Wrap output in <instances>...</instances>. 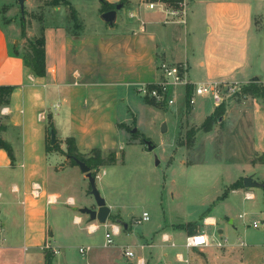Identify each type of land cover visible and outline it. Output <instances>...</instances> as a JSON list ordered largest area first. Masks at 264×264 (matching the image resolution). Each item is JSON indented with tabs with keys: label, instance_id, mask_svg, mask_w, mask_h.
Returning <instances> with one entry per match:
<instances>
[{
	"label": "crops",
	"instance_id": "obj_1",
	"mask_svg": "<svg viewBox=\"0 0 264 264\" xmlns=\"http://www.w3.org/2000/svg\"><path fill=\"white\" fill-rule=\"evenodd\" d=\"M105 1L111 5L125 1L123 5L129 7V15L118 26L116 21L110 28L114 30L106 35L99 36L101 34L96 31L89 33L85 21L82 27L80 24V31L75 32L68 31L63 25L45 27L47 75L42 78L34 76L22 56L16 54L4 26L0 23V86L15 88L9 105L4 107L8 108V113L3 117L14 129L20 131L22 138V152L19 160L15 154L16 162H12L4 149L0 150V169H23L22 181L14 182L10 186L14 199H7L6 202L9 215L6 217L8 219L4 223V229L8 228L12 237L3 240L0 238V264H44L47 252L53 256L59 255L61 248L65 247L53 245L51 240L53 233L48 223V209L59 204L64 195L49 191L45 162L48 154L54 151L47 146L49 131L38 127L39 123L49 118L56 136L58 131L61 134V139L57 140L61 142L63 151L64 144L69 139L75 140L80 154L92 150L122 149L118 147L121 136L119 126L125 122L120 121L119 105L129 99L131 89L141 94V85L157 82L158 67L162 62L185 63L188 66L189 79L194 84H245L255 78L264 83V75L252 77L251 74L252 65L260 67L263 58L264 0H181L186 8L183 22L178 19L167 21L163 13L150 9L147 1L145 6H142L140 0ZM102 9L101 3L98 11L102 12ZM163 19L166 20V25L160 24ZM262 70L264 74V69ZM116 84L118 88L111 89ZM232 103L222 117L223 123L225 124L227 118L229 122L237 121L240 125L250 120L254 122V143L250 144L252 162L253 166L264 164L254 162L256 158H264V105L257 101L249 107L246 106L247 103ZM59 105L65 106L64 112L63 108L62 112H58ZM234 112H237L236 116ZM41 114H44L45 119L40 120ZM212 131L213 129L210 132ZM36 141L42 145L40 148L36 147ZM100 169L96 171L97 180H102L106 174V171L101 174ZM40 178L45 180L43 184L38 181ZM240 180L230 184V194L236 195L244 190V199L253 202L250 205V215L255 214L258 219H262L252 220L247 226L249 228H245L248 242L242 237L238 238V243L230 242V230L227 227L220 228L218 217L211 215V210H208L201 216L203 225L195 222L201 228L197 230L196 227V234L191 235L210 236L206 233V228H217V234L228 240L226 247L210 246L187 250L185 241L191 235L181 228L173 227V231L159 233L158 244L154 240H144L106 246L105 239L98 248L93 245L81 247L88 248L84 255L90 253L86 264H133L124 260L123 251L126 247L139 249L138 253L148 263L154 258L153 250L157 249V254L165 264H185L177 259L178 254L190 258L193 264H264V208L260 202L263 192L247 190L246 187L231 189ZM34 183L43 187L44 195L38 200L30 195ZM15 187L20 192H14ZM247 194L252 195V198L248 199ZM0 195L2 200V193ZM25 195L28 199L26 206L22 204ZM227 195L221 198H226ZM48 196L57 198L56 203H48ZM63 201L72 207V211L78 213L74 210L77 207L75 197L68 195ZM16 205L18 214L13 210ZM247 215L249 214L245 213L240 217L245 219ZM76 218L79 216H74L76 225H83L86 221L80 217L83 224H77ZM255 221L262 224L258 229L253 228H262L259 235L252 233V224ZM89 224L94 223H86L83 230L88 234H95L97 231L92 233L88 230ZM163 235H167L176 246L164 243ZM239 240H244L247 246H240ZM143 244H150V247L141 250L140 246ZM46 245H50L52 250L46 249ZM53 250H58L59 253L55 254ZM56 264L75 263L64 260Z\"/></svg>",
	"mask_w": 264,
	"mask_h": 264
},
{
	"label": "rangeland",
	"instance_id": "obj_2",
	"mask_svg": "<svg viewBox=\"0 0 264 264\" xmlns=\"http://www.w3.org/2000/svg\"><path fill=\"white\" fill-rule=\"evenodd\" d=\"M66 1L70 2L71 6L66 2L55 4V0H27L23 15L18 0H0V23L10 38L11 47L22 54L27 53L30 44L36 42L45 27L49 25H63L70 32L80 31L72 19V9L79 12V14L77 12L79 24L82 27L85 21L89 27V33L96 31L97 34H101L99 36H102L114 30L101 19L102 12L98 11V6H101L99 0ZM140 1L144 4L142 6H145L146 1L152 0ZM128 8L126 5L118 11L117 26L129 15ZM165 21L160 20V24H165ZM262 45L264 49V43ZM260 67L252 65V77L264 75L262 70L264 69V52ZM250 82L239 84L238 91L225 100L226 113L232 102L234 105L247 103L248 107L254 101L264 105V100L254 99L244 93V89ZM117 88L118 84L111 89ZM179 91L180 96L175 105L160 107L150 104L146 97L135 90H130L129 99L121 103L118 109L120 121L125 122L119 126L121 136L118 147L122 149L92 150L89 153L80 154L77 146V149H72V144L67 141L63 151L59 141H57L58 149L51 148L53 145L48 132L47 146L54 152L48 154L45 162L46 181H48L50 192H61L64 195V199L59 204L48 209V223L53 233L52 243L58 247L65 246L61 248V254L53 256L52 264L64 260L75 264H86L90 253L83 256L80 248L88 245L98 248L106 239L105 225L100 224L95 234H88L86 230H83L86 223H99L90 221L87 215L72 211V207L63 201L68 195H72L77 201V207L98 208L90 192L88 178L78 165L70 164L72 162L67 155L70 150L80 159L114 161L113 165L100 169L101 174L103 171H106V174L103 175L102 180H97V187L112 210L109 222H117L123 229L121 236L113 238L114 243L111 246L144 240H154L155 244H158L159 233L165 230L173 231V227L181 228L190 235L196 234V231L187 228V225L195 222L203 225L201 216L208 210H211L209 212L211 215L218 217L220 228L227 227L230 230V242H237L239 237L249 241V238L245 237L244 230L249 228L247 226L252 220L258 219L255 214L249 213L252 211L250 205H253V202L244 199V190L236 195L230 194V184L251 176L260 183L264 182V164L253 166L252 162L253 152L250 144L254 143V122L250 120L240 125L237 121L229 122L227 118L224 124V118H222L216 120L213 131L207 133L204 123L215 114L214 110L217 108L213 100L208 97H198L197 103L188 107L184 88H180ZM58 104L62 105L61 102ZM105 106L106 103L103 104V108ZM64 107H58V112H62L61 108L64 112ZM3 109L4 107L0 108V139L11 146L14 157L16 154L19 160L22 152L20 131L14 129L8 120H5ZM110 113L109 111V115ZM236 115L237 112L234 116ZM49 121L48 118L45 122L39 123L38 127L49 131L51 126ZM164 124L167 125L165 132H163ZM133 128H138V132L132 133ZM57 129L59 130V127ZM57 136V139H61L59 131ZM143 138L152 141L156 146L153 152L148 151ZM41 146L40 142L36 141V147ZM254 162L264 163V158H256ZM22 179L23 169L21 168L0 169V193H2L0 238L2 240L12 237L8 228L4 229V223L8 219L6 217L9 215L7 199H14L10 186ZM38 181L42 184L45 182L41 178ZM245 189L263 192V199L260 202L264 208V189ZM224 194L228 195L226 198H221ZM13 210L18 214L17 205ZM144 212L149 213L150 220L139 223ZM245 213L249 215L245 219L241 218L240 215ZM75 215L86 220L83 225L74 223ZM120 222L128 224L129 229L126 230ZM198 223L197 230L201 228ZM252 230V233L259 235L262 228L256 230L252 227ZM217 232V228H206V233L210 236L224 240V237H220ZM158 252L157 249L153 250L154 258L148 264L166 263L157 254ZM124 260L127 261L125 258Z\"/></svg>",
	"mask_w": 264,
	"mask_h": 264
},
{
	"label": "built area",
	"instance_id": "obj_3",
	"mask_svg": "<svg viewBox=\"0 0 264 264\" xmlns=\"http://www.w3.org/2000/svg\"><path fill=\"white\" fill-rule=\"evenodd\" d=\"M148 7L152 10L157 9L161 13H163L167 21L178 19L179 21H184L186 15V8L185 6L180 3L179 8H172L170 7L165 1L163 0H152L148 2ZM133 16V15H132ZM159 79L157 82L152 84H144L141 85L139 88L140 93L149 99L155 100L157 104H163L172 106L175 105L177 102L178 97L180 96V88H184V92L186 93V88L191 85L193 88L192 96L189 100V104L191 106L197 103L198 97H208L211 98L214 102L215 107H219L225 103V100L230 98L234 93L238 91L240 88L238 83H230V82H206V83H198L194 84L190 81L188 76V66L185 63L180 64H172L168 62H162L159 67ZM186 97V96H185ZM3 114L8 113V108H4L2 110ZM40 120L45 119L44 114H41ZM14 192H20L18 187L13 189ZM30 195L33 199L38 200L44 195L43 187L39 183H34L32 185ZM48 203L53 204L56 203L57 198H53L48 196ZM247 198L251 199L252 195L247 194ZM1 200V195H0ZM70 203H73L72 199H69ZM23 205L28 204V199L25 195L24 200L22 202ZM243 218V216H241ZM150 220V215L148 212H144L142 218L139 220L141 222H147ZM75 222L77 224H83L82 219L76 218ZM262 224L258 221L253 222V228H260ZM107 228L105 238H106V246H111L114 243L113 238L115 236H120L123 233V229L120 224L112 223L110 224L107 222L105 224ZM88 230L92 233L96 232L100 228V224H89L87 226ZM162 241L164 243H170L173 247L176 246L174 242H171V239L167 235L162 236ZM1 243V239H0ZM228 245V240H217L211 238L206 234H197L191 235L186 238L185 241V248L187 250H191L194 248H201V247H210L216 246L219 248L226 247ZM239 245L242 247L247 246L244 240H239ZM150 247V244H143L140 246L141 250H146ZM46 249L52 250L50 245H46ZM88 248H80L81 254H85ZM137 248L134 247H126L123 251V256L128 261L132 262L133 264H148L147 259L138 253ZM55 254H58V250H53ZM177 259L180 262L185 264H193L190 258H186L183 254H178Z\"/></svg>",
	"mask_w": 264,
	"mask_h": 264
},
{
	"label": "trees",
	"instance_id": "obj_4",
	"mask_svg": "<svg viewBox=\"0 0 264 264\" xmlns=\"http://www.w3.org/2000/svg\"><path fill=\"white\" fill-rule=\"evenodd\" d=\"M165 1L170 7L172 8H179L180 7V3L181 0H163ZM59 2H66L67 5H70V2L68 1H64V0H55V4H58ZM100 2L102 3L103 6V10L102 13L105 11H109L112 9H115L117 5H111L108 2H106L105 0H100ZM122 4H125V1H122ZM72 19L75 22V26L76 27H80L79 24V20L77 18V12L76 10L72 9ZM45 44H46V39H45V29L42 32L41 37L34 42L33 44L31 43L29 46V51H27V53H20L17 49H15L16 54L19 56H22V58L24 59L25 65L30 69L31 73L39 78L42 77H46L47 75V67H46V49H45ZM15 88L14 87H10V86H0V108L1 107H6L9 105L10 103V99L12 96V93L14 92ZM193 93V88L191 85H189L186 88V104L189 107V100L192 96ZM244 93L247 96H252L254 99H262L264 100V83L261 82V80L259 79L258 81L255 80H251L250 84L244 89ZM146 100L155 106H164L163 104H157L155 102V100L146 98ZM226 113V106L225 104H222L221 106L217 107L215 110V114L211 115V117L209 119L206 120V122L204 123V129L205 131L208 133L213 129V124L216 120L221 119ZM53 129V126H50V129ZM68 142H70L72 144V149L76 148V143L73 139H69ZM58 144L56 143L55 145L51 146V148H55L58 149ZM6 150L9 154V157L11 158L12 162H15V157L12 151L11 146L6 143L4 140L0 139V150ZM77 149V148H76ZM98 151V150H97ZM67 155H71V162L74 165H77L75 158H79V156L76 155L75 152L73 151H69L67 153ZM84 162H86L93 170L94 175H96V171L98 172L99 169L101 167H106L109 165H113L114 161L111 160L110 162H103L100 159L99 160H95L93 158L91 159H80ZM243 180V179H242ZM240 181H238L237 183H235L231 189H237L240 187H245L244 186V181L242 183ZM226 194H224L223 197H225ZM196 227H197V223H190L187 225V228L196 231ZM52 259H53V255L49 252L46 253V264H52Z\"/></svg>",
	"mask_w": 264,
	"mask_h": 264
},
{
	"label": "water",
	"instance_id": "obj_5",
	"mask_svg": "<svg viewBox=\"0 0 264 264\" xmlns=\"http://www.w3.org/2000/svg\"><path fill=\"white\" fill-rule=\"evenodd\" d=\"M27 0H18L20 7H21V13L24 15L25 14V5H26ZM123 4H118L115 9L109 10L104 12L101 15V19L109 24L110 26H114V24L117 21V15L118 11L123 8ZM255 81H258L259 78L253 79ZM222 119V118H221ZM167 130V125H163V132ZM138 128H133L132 133H137ZM50 137H51V144L55 145L57 143V136L56 132L54 129L49 130ZM147 146H148V151L153 152L156 149V146L152 143V141H147ZM75 161L77 165L80 167L81 171L86 175L90 182V187H91V194L94 196L96 200V204L98 206L97 209H91L88 207L84 208H78L75 207L74 210L77 211L78 213H81L83 215L89 216L90 221L92 222H98L101 225L107 224L110 215H111V207L107 204L106 199L102 196L100 190L97 187V176L94 175V172L92 168L84 161L75 158ZM159 164V162H157ZM244 186L246 188H261L264 187V183H260L257 181L253 176L251 177H246L244 180ZM125 229H128V224L124 222H120ZM222 233V231L220 232Z\"/></svg>",
	"mask_w": 264,
	"mask_h": 264
},
{
	"label": "flooded vegetation",
	"instance_id": "obj_6",
	"mask_svg": "<svg viewBox=\"0 0 264 264\" xmlns=\"http://www.w3.org/2000/svg\"><path fill=\"white\" fill-rule=\"evenodd\" d=\"M142 140H143L144 144H147V141H148L147 139L145 140V138H143ZM71 158H72V156L71 155H68V159L71 160Z\"/></svg>",
	"mask_w": 264,
	"mask_h": 264
}]
</instances>
